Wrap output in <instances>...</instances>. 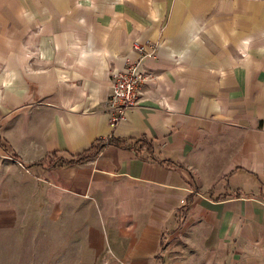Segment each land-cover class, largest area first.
<instances>
[{
	"label": "crops",
	"instance_id": "1",
	"mask_svg": "<svg viewBox=\"0 0 264 264\" xmlns=\"http://www.w3.org/2000/svg\"><path fill=\"white\" fill-rule=\"evenodd\" d=\"M27 213L121 264H264V0H0V229Z\"/></svg>",
	"mask_w": 264,
	"mask_h": 264
},
{
	"label": "rangeland",
	"instance_id": "2",
	"mask_svg": "<svg viewBox=\"0 0 264 264\" xmlns=\"http://www.w3.org/2000/svg\"><path fill=\"white\" fill-rule=\"evenodd\" d=\"M48 216L11 214L9 233L0 229V264H121L113 260L105 240L101 252L91 240H51L50 229L35 228L38 221L48 224Z\"/></svg>",
	"mask_w": 264,
	"mask_h": 264
},
{
	"label": "built area",
	"instance_id": "3",
	"mask_svg": "<svg viewBox=\"0 0 264 264\" xmlns=\"http://www.w3.org/2000/svg\"><path fill=\"white\" fill-rule=\"evenodd\" d=\"M132 48L138 52L137 60L127 63L122 70L111 73V91L108 103L113 110L112 123L119 121L127 109L136 105L138 92L145 79L139 65L145 58L154 57L152 44L134 41Z\"/></svg>",
	"mask_w": 264,
	"mask_h": 264
},
{
	"label": "trees",
	"instance_id": "4",
	"mask_svg": "<svg viewBox=\"0 0 264 264\" xmlns=\"http://www.w3.org/2000/svg\"><path fill=\"white\" fill-rule=\"evenodd\" d=\"M117 143H118V142H117ZM117 143H116V144H117ZM95 153H96L95 150H94V151H91V150H90V151H88V152H85L84 154H81V155L77 156L75 159L68 161V163H73V162L79 161V160H81V159H84V158H87V157H91V156H93Z\"/></svg>",
	"mask_w": 264,
	"mask_h": 264
}]
</instances>
